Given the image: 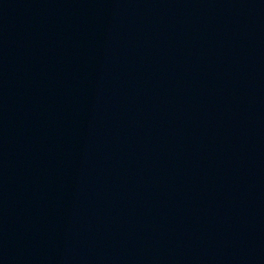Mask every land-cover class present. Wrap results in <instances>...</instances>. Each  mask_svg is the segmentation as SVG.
Wrapping results in <instances>:
<instances>
[{
    "label": "water",
    "instance_id": "1",
    "mask_svg": "<svg viewBox=\"0 0 264 264\" xmlns=\"http://www.w3.org/2000/svg\"><path fill=\"white\" fill-rule=\"evenodd\" d=\"M0 264H264V0H0Z\"/></svg>",
    "mask_w": 264,
    "mask_h": 264
}]
</instances>
